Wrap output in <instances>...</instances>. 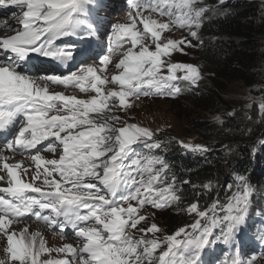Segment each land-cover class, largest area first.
<instances>
[{"label": "snow or ice", "instance_id": "snow-or-ice-1", "mask_svg": "<svg viewBox=\"0 0 264 264\" xmlns=\"http://www.w3.org/2000/svg\"><path fill=\"white\" fill-rule=\"evenodd\" d=\"M126 4L131 23L112 21L104 51L97 54L93 38L98 19L120 12V0H0V6H14L20 13L15 27L5 26L12 34L0 36V133L5 136L0 153L34 152V168L0 155V181L7 184L0 187L7 194L0 195V264H254L255 257L243 258L242 248L248 241L264 248V207L250 212L254 187L246 173H234V180L223 185L213 180L192 185L201 189L197 196L210 197L211 203L203 210L199 200L191 203L186 211L194 214L193 222L163 238L155 235L162 231L157 224L148 225L139 214L146 205L164 209L178 203L180 189L191 181L178 184L169 163L154 154L164 147L162 141L149 128L122 121L112 108L131 107L129 97L178 96L184 90L180 81L191 90L199 88V66L171 57L184 54L185 47L203 45L199 30L210 9L197 6V0ZM144 8L169 19L158 23L143 17L137 10ZM137 17L143 30L137 28ZM173 25L186 29L191 39L162 38ZM69 36L83 47L65 43ZM126 43L130 46L114 61ZM41 57L72 63L68 71L45 70L37 66ZM53 85L79 89L86 98L50 90ZM259 110L264 113V102ZM179 143L192 152L209 151ZM44 150L58 158H45ZM25 218L61 233L71 231L78 246L46 247L40 232L29 231L28 224L19 231L14 227ZM221 245V258H209ZM53 251L65 257L53 259ZM45 253L49 257L41 259Z\"/></svg>", "mask_w": 264, "mask_h": 264}, {"label": "trees", "instance_id": "trees-1", "mask_svg": "<svg viewBox=\"0 0 264 264\" xmlns=\"http://www.w3.org/2000/svg\"><path fill=\"white\" fill-rule=\"evenodd\" d=\"M261 2L225 0L222 5L208 0L197 2V6L210 9L199 30L204 43L196 47L202 80L195 90L180 85L184 90L173 103L183 113L189 111V115L194 116L190 122L195 140L209 151L184 149L173 137L155 138L161 140L164 147L154 151L169 163L175 175L181 174L183 181H191L182 187L188 202L211 199L203 194L197 196L201 189H193L192 185L199 186L208 180L223 185L225 180H234V173H246L253 187L264 188V149H261L264 113L255 105L264 102V68L261 69L264 5ZM214 6L215 12L211 11ZM229 84L247 90L251 99L240 102L236 94L229 93L234 89ZM216 115L221 117L219 122L212 119ZM164 221L168 227L178 222L175 215H165ZM259 231L257 225L256 232ZM249 242L251 259H256L264 248L259 249V243ZM218 257L221 258V252Z\"/></svg>", "mask_w": 264, "mask_h": 264}, {"label": "rangeland", "instance_id": "rangeland-1", "mask_svg": "<svg viewBox=\"0 0 264 264\" xmlns=\"http://www.w3.org/2000/svg\"><path fill=\"white\" fill-rule=\"evenodd\" d=\"M209 2H215L214 4H219V0H208ZM262 4L264 5V0H261ZM122 4H124L123 9L120 12H113L110 17H104L103 14H101V17L98 19L97 23V34L93 38V47L96 50L97 54H102L104 51V45L107 42V36H104V34L110 29V24L112 21L116 23H131V20L127 17L128 12V6L126 4V0H120ZM197 2H201V0H197ZM137 11H142L143 17H149L152 20H156L158 23L160 22H166L169 17L167 16H161L158 11H153L151 8H144V9H138ZM174 11H177L174 9ZM263 11V8H262ZM19 10L16 9L14 6L10 8L9 16L5 17V20L7 21L6 25H12L15 27V18L18 16ZM141 17H137V28L140 30H143V24L140 23ZM5 25V26H6ZM5 26L2 27V33L6 35H11V32L6 31ZM168 36V38L171 39H181L184 37H187L188 39H191L189 37L188 32L186 29H180L178 26L173 25L171 31L166 30L165 33L162 34L163 36ZM65 43L69 45H79L80 47H83V45L80 43L79 40L76 38L69 36L64 38ZM193 44H196V41H192ZM264 44V43H263ZM130 46L128 43L124 44L122 48H120L117 53L112 57L114 61H118L119 53L122 52L125 48ZM44 58L41 57V64L53 63L55 61H44ZM79 59V58H78ZM173 62H183V63H191L193 65L199 66V63L197 60V50L196 47H185L184 54H181L179 52L174 53L171 57ZM72 61H70V64ZM95 63H99V61H95ZM261 69L263 70L264 64L261 65ZM112 70L111 64L109 65V71ZM180 73H178L179 75ZM206 82V79L205 81ZM180 85L186 86V82L180 81ZM203 84V83H202ZM230 87H233V91L229 92L231 95L236 94V98H239V101L245 102L246 100H250L249 96H247V90H243L239 88L236 84H229ZM107 87H111V85H107ZM258 87V86H257ZM51 90L58 91V92H64L65 94H75L78 98H86L84 93H81L79 89H73L68 88L65 89L63 86H51ZM95 94V93H93ZM179 96V95H178ZM178 96L175 97H168V96H140L138 99L134 97H129V101L131 104V107H127L125 109H121L119 107H113L112 108V114L117 115L121 117L122 121L127 123H133L137 124L141 127H147L150 130L154 132V138H165V137H173L177 140V143L180 145L179 142H184L192 145L199 144L195 140V135L192 132L191 128V122L190 120L194 118L193 115H189V111H185L184 113L182 110L177 107V105H174V99H176ZM258 100V99H257ZM254 102V100H251V102ZM116 104H118V100L115 101ZM112 102H110L111 107ZM257 109H259V104L255 103ZM95 115V114H93ZM117 127L122 126V124H117ZM157 129L159 131L157 132ZM61 149H58V151ZM34 152H28L21 155L20 153H17L15 156L11 155V158H13V161H9V163H15L20 160H23L24 163L22 167H27L28 165H32V161L30 159L31 155H33ZM42 156H45V158H58L55 153H50L47 150H44L41 152ZM34 168V165H32ZM2 174V173H0ZM177 176V175H176ZM22 178L26 180H30L29 176L23 175ZM178 180L177 183L179 184L180 181H183L182 175L177 176ZM0 184H4L7 186L6 181H0ZM181 196V199L178 203L172 205L171 207L164 208V209H154L151 207V205H146L143 209H140V215H144L148 221V225L151 223H156L157 226L162 230L155 235L157 237L163 238L164 235L172 234L175 232L178 228L183 227L185 225H189L193 222V216L194 214H189L186 209L190 206L191 203L196 202L199 200V207L201 210H203L204 207L207 206V204L211 203V199H207L205 201H200V199H193L189 202L185 199V192L180 189L179 193ZM30 195H33L30 193ZM216 193L214 194V196ZM224 196V190L220 191V199L223 200ZM253 207L250 209V212H256L257 209H260L264 207V188H255L254 187V193L251 196ZM261 213H257L259 215ZM165 215H175L178 222L176 224H173L172 226L168 227L165 224L164 216ZM24 223L29 225V231H39L41 234V237L44 239L46 247L55 249L62 247V243H72L74 247L78 246V242L74 236V234L71 231H66L64 233H61L59 230H54L52 228L47 227L44 223H41L36 220H26L24 219L23 223L16 224L14 227L19 231L20 228L23 227ZM141 225H144V222H141ZM135 236L139 237L141 234L134 232ZM148 238H152V234H147ZM63 241V242H62ZM65 241V242H64ZM0 244H4V241H0ZM52 244V245H51ZM250 242L248 241L243 245L242 248V254L243 258L245 260H250L252 257L250 255V250H248ZM6 246V244H5ZM54 247V248H53ZM224 246L221 245L220 247H216L212 252H210L209 256H212L211 259H217L219 258V253L222 252ZM259 249H261V245L259 244ZM159 251V250H158ZM158 254V252H157ZM51 258L53 259H62L65 257L64 253H57L53 251L51 254ZM49 254L45 253L44 256L41 259L48 258ZM4 258V253L2 249H0V259ZM254 264H264V252H261L259 257H257L254 260Z\"/></svg>", "mask_w": 264, "mask_h": 264}, {"label": "bare ground", "instance_id": "bare-ground-1", "mask_svg": "<svg viewBox=\"0 0 264 264\" xmlns=\"http://www.w3.org/2000/svg\"><path fill=\"white\" fill-rule=\"evenodd\" d=\"M4 35H6V34H3V33H0V36H4ZM41 59L37 62V64L39 65V64H41ZM50 90H51V88H50ZM0 155H4V156H8L9 157V160H8V162L9 161H13L14 159L13 158H11V155H12V153L9 151V150H7V149H4V151L2 152V153H0ZM0 185H4V184H0ZM63 242V241H62ZM65 242V241H64ZM63 245H64V243H62ZM52 245V244H51ZM49 246V245H48ZM47 246V247H48ZM54 248V247H53Z\"/></svg>", "mask_w": 264, "mask_h": 264}, {"label": "flooded vegetation", "instance_id": "flooded-vegetation-1", "mask_svg": "<svg viewBox=\"0 0 264 264\" xmlns=\"http://www.w3.org/2000/svg\"><path fill=\"white\" fill-rule=\"evenodd\" d=\"M255 251H257V249H255ZM253 254V253H252Z\"/></svg>", "mask_w": 264, "mask_h": 264}]
</instances>
